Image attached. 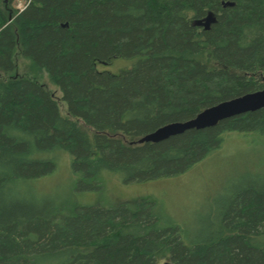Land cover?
Here are the masks:
<instances>
[{
	"label": "trees",
	"instance_id": "16d2710c",
	"mask_svg": "<svg viewBox=\"0 0 264 264\" xmlns=\"http://www.w3.org/2000/svg\"><path fill=\"white\" fill-rule=\"evenodd\" d=\"M14 1L0 0V264H264V184L234 194L198 238L154 199L66 208L19 192L56 171L44 157L55 150L71 155L82 187L105 171L126 183L179 176L228 133L264 137L262 109L139 143L264 90V0ZM135 56L120 74L98 70ZM19 57L48 73L66 116L46 85L17 75Z\"/></svg>",
	"mask_w": 264,
	"mask_h": 264
},
{
	"label": "rangeland",
	"instance_id": "374dc122",
	"mask_svg": "<svg viewBox=\"0 0 264 264\" xmlns=\"http://www.w3.org/2000/svg\"><path fill=\"white\" fill-rule=\"evenodd\" d=\"M25 0H15L14 8L25 9ZM140 56L115 58L109 65H98L99 71L120 74L132 69ZM18 72L36 80L54 93L61 114H68V106L61 90L47 72L37 70L32 61L18 58ZM55 160L56 171L20 187L25 198L45 197L66 208L74 206L117 207L135 205L139 200L154 199L189 234L197 238L205 221H215L216 214L234 194L245 186L264 184V137L254 133H228L221 147L193 166L186 173L144 182L126 183L124 175L105 171L93 182L80 187V179L72 169V157L62 150L44 154Z\"/></svg>",
	"mask_w": 264,
	"mask_h": 264
},
{
	"label": "water",
	"instance_id": "95a60500",
	"mask_svg": "<svg viewBox=\"0 0 264 264\" xmlns=\"http://www.w3.org/2000/svg\"><path fill=\"white\" fill-rule=\"evenodd\" d=\"M224 7L234 6V3H223ZM216 16L209 14L199 26L205 30H210L216 23ZM264 109V90L250 93L237 99L223 102L217 106L211 107L200 113L196 118L186 122H177L159 128L155 132L141 138L139 143L158 144L169 140L172 137L182 135L190 130H205L216 127L220 122L241 116L250 112H256ZM164 264H173L166 261Z\"/></svg>",
	"mask_w": 264,
	"mask_h": 264
}]
</instances>
